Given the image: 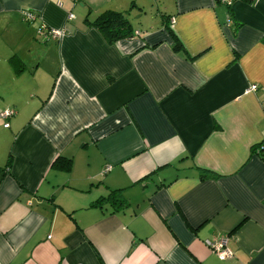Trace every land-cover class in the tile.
I'll list each match as a JSON object with an SVG mask.
<instances>
[{"label": "crops", "instance_id": "1", "mask_svg": "<svg viewBox=\"0 0 264 264\" xmlns=\"http://www.w3.org/2000/svg\"><path fill=\"white\" fill-rule=\"evenodd\" d=\"M262 37L264 0H0V264H264Z\"/></svg>", "mask_w": 264, "mask_h": 264}, {"label": "trees", "instance_id": "2", "mask_svg": "<svg viewBox=\"0 0 264 264\" xmlns=\"http://www.w3.org/2000/svg\"><path fill=\"white\" fill-rule=\"evenodd\" d=\"M219 2V0H215ZM86 23L90 26L96 27L103 36L107 39L109 43H114L119 39L128 38L133 33V28L128 19L125 17L123 12H117L112 10H105L98 14L93 20L85 19ZM173 39L174 49H180L181 43L176 35L168 28ZM264 43V37L261 39ZM261 158H264V142L257 144L255 150ZM10 159L8 161V166H10ZM55 169L69 171L71 168V159L58 156L51 164ZM103 205L108 204L113 210H116L120 207H124L127 202L123 198L120 189L111 190L106 196L100 197L97 199L93 205ZM101 264H103L101 262Z\"/></svg>", "mask_w": 264, "mask_h": 264}, {"label": "built area", "instance_id": "3", "mask_svg": "<svg viewBox=\"0 0 264 264\" xmlns=\"http://www.w3.org/2000/svg\"><path fill=\"white\" fill-rule=\"evenodd\" d=\"M234 0H219L220 3L226 5V6H231ZM23 18L26 19L27 21H33L34 20V14L29 11H23ZM72 14H68V18H72ZM173 20L170 22L172 24ZM38 32L44 36L46 39L48 38H53V39H59L64 36V29H58V28H52L48 27L45 24H41L38 28ZM135 35H138L139 32L135 31ZM15 114V110L13 109H6L5 111L1 112L0 116L3 118H9L12 115ZM5 127L8 126V123L4 124ZM109 169L108 166L103 168L102 173H106V171ZM228 236H220L216 237L210 240H206V245L207 247L217 256L219 260H226L229 258L233 257V252L228 246Z\"/></svg>", "mask_w": 264, "mask_h": 264}]
</instances>
